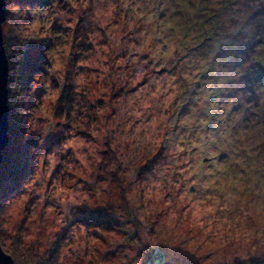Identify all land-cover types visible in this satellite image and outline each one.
<instances>
[{
    "label": "clouds",
    "instance_id": "9594fccd",
    "mask_svg": "<svg viewBox=\"0 0 264 264\" xmlns=\"http://www.w3.org/2000/svg\"><path fill=\"white\" fill-rule=\"evenodd\" d=\"M232 2L73 0L93 26L94 51L80 66L99 69L78 73L77 89L109 98L88 129L97 143L87 147L98 164L103 157L95 154L109 145L124 187L117 203L138 213L151 246L168 254L169 264L183 258L189 264H253L264 258V112L246 117L231 103H211L202 88L186 115H174L184 91L209 68L210 79L225 86L221 69L232 63L236 41L253 22L264 27V4L249 11V0L229 7ZM204 7L226 15L223 43L200 44ZM102 39L107 43L101 45ZM160 69L165 71L157 77ZM145 76L149 84L138 88ZM97 199L103 197L97 193ZM92 211L75 209L77 215Z\"/></svg>",
    "mask_w": 264,
    "mask_h": 264
},
{
    "label": "rangeland",
    "instance_id": "374dc122",
    "mask_svg": "<svg viewBox=\"0 0 264 264\" xmlns=\"http://www.w3.org/2000/svg\"><path fill=\"white\" fill-rule=\"evenodd\" d=\"M5 3L2 32L12 127L8 120L6 163L0 179L2 251L13 264H169V255L151 246L149 229L138 213L117 203L124 187L109 145L95 154L103 157L98 164L93 163L95 156L87 147L97 143L88 129L99 122L95 113L109 99L106 93L93 96L78 91L75 83L78 73H99V69L80 66L94 51L89 42L93 26L87 20V10L74 6L73 0ZM249 3V11H254L264 0ZM229 7H235L234 0ZM164 15L160 12L159 18L162 20ZM199 19L203 29L200 44L224 42L226 15L204 7ZM259 24L264 25V15ZM100 32L103 36L102 29ZM99 43L103 45L107 40ZM233 57L229 67L221 69L225 86L210 79L209 68L199 75L193 89L184 91L183 102L174 115H186V109L195 103L193 93L202 88H207L211 103H231L234 112L243 111L246 117L256 115L253 110L264 112V27L258 29L253 22L245 28L243 37L235 43ZM164 71L160 69L155 75ZM150 79L145 76L137 87L149 84ZM13 158L16 165L22 160L26 167L16 172L11 185L8 176ZM204 163L211 167L207 157ZM113 165H117L116 172L112 171ZM105 184L109 188L101 191ZM97 193L103 199H97ZM81 197L87 199L81 202ZM78 207L94 211L77 215ZM253 263L262 264L264 258ZM177 264L189 261L183 258Z\"/></svg>",
    "mask_w": 264,
    "mask_h": 264
},
{
    "label": "water",
    "instance_id": "95a60500",
    "mask_svg": "<svg viewBox=\"0 0 264 264\" xmlns=\"http://www.w3.org/2000/svg\"><path fill=\"white\" fill-rule=\"evenodd\" d=\"M6 18L5 0H0V165L2 153L8 143V60L4 48L2 26ZM0 264H13V260L0 247ZM256 264V263H253ZM264 264V263H262Z\"/></svg>",
    "mask_w": 264,
    "mask_h": 264
},
{
    "label": "trees",
    "instance_id": "16d2710c",
    "mask_svg": "<svg viewBox=\"0 0 264 264\" xmlns=\"http://www.w3.org/2000/svg\"><path fill=\"white\" fill-rule=\"evenodd\" d=\"M261 66H263L262 65V62H260L259 63ZM9 68H10V63H9ZM10 73H9V79H10ZM258 76V75H257ZM256 80L257 81H259V79L258 78H256ZM260 83H261V81H259ZM8 120H9V122H10V124H11V127H12V121H11V117L9 116V114H8ZM4 159H3V161L1 162V165H0V170H1V174H0V179H1V175H2V170H4V163H6V153H5V151H4ZM14 156V155H13ZM11 157H12V155H11ZM18 154H17V159H18ZM14 158L13 159H11V163H10V170H9V180H10V183H11V185H12V180L14 179V177L16 176V172L17 171H21V170H23V168L24 167H26L24 164H21V161H20V163L19 164H15L16 163V160H14ZM8 163H9V161H8ZM4 167V168H3ZM2 168V169H1Z\"/></svg>",
    "mask_w": 264,
    "mask_h": 264
}]
</instances>
